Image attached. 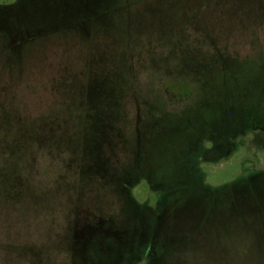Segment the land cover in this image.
Returning a JSON list of instances; mask_svg holds the SVG:
<instances>
[{"label":"rangeland","instance_id":"374dc122","mask_svg":"<svg viewBox=\"0 0 264 264\" xmlns=\"http://www.w3.org/2000/svg\"><path fill=\"white\" fill-rule=\"evenodd\" d=\"M253 114L264 0H0V264H264Z\"/></svg>","mask_w":264,"mask_h":264},{"label":"trees","instance_id":"16d2710c","mask_svg":"<svg viewBox=\"0 0 264 264\" xmlns=\"http://www.w3.org/2000/svg\"><path fill=\"white\" fill-rule=\"evenodd\" d=\"M249 114L247 113L246 114V120L244 119V120H241V122H240V118L239 117H237L236 118V121L238 122V123H236L237 125H236V129L238 128V129H240L241 127H243V124H247L246 122H248V119H249ZM248 118V119H247ZM258 118H257V116L256 115H252V117H250V120H251V123L249 122V125L250 126H252L253 128H250L249 130H253V129H262V130H264V127L263 126H261V125H258V124H256L255 123V121L257 120ZM133 255H138V252H135V253H133ZM135 257V256H134Z\"/></svg>","mask_w":264,"mask_h":264},{"label":"flooded vegetation","instance_id":"af4514ba","mask_svg":"<svg viewBox=\"0 0 264 264\" xmlns=\"http://www.w3.org/2000/svg\"><path fill=\"white\" fill-rule=\"evenodd\" d=\"M21 1H22V0H21ZM21 3H22V2H21ZM21 3H20V4H21ZM17 4H18V3H17ZM17 4H16V5H17ZM85 8H86V7H85Z\"/></svg>","mask_w":264,"mask_h":264}]
</instances>
